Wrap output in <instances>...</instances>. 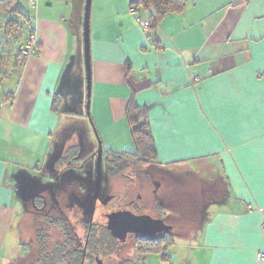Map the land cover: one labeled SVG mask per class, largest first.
I'll use <instances>...</instances> for the list:
<instances>
[{
  "label": "crops",
  "instance_id": "crops-1",
  "mask_svg": "<svg viewBox=\"0 0 264 264\" xmlns=\"http://www.w3.org/2000/svg\"><path fill=\"white\" fill-rule=\"evenodd\" d=\"M23 1L39 46L5 84L13 104L0 95V264L14 255L24 203L53 178L41 169L74 145L77 132L63 128L84 57L86 0ZM134 1L91 0L90 121L107 153L135 154L127 109H147L155 165L181 183L165 210L184 189L187 222L197 217L187 264H264V0H186L149 35L129 13Z\"/></svg>",
  "mask_w": 264,
  "mask_h": 264
},
{
  "label": "flooded vegetation",
  "instance_id": "flooded-vegetation-1",
  "mask_svg": "<svg viewBox=\"0 0 264 264\" xmlns=\"http://www.w3.org/2000/svg\"><path fill=\"white\" fill-rule=\"evenodd\" d=\"M64 148V152L59 156L62 158L64 156V161L69 163L72 158L69 159L68 153L71 151L70 149L77 148V146L70 144ZM95 155L98 157V165L97 174L92 184L74 183L72 179H68L64 185L56 184L52 187L51 182H54L56 175L65 170V166L62 165L56 171H49V176L53 178L45 184L46 190L43 196L38 195L34 199L36 207L32 208L39 209L41 204L40 213L44 216H40L34 211L29 214L28 236H32V240H36V238L40 240L46 233V224L52 225L53 223L61 227L62 232V241H58L53 252L47 253L46 251V259L43 264H135L127 256V251L132 252V250L122 249L120 244L132 240V247L134 251L136 249L137 255L136 244L149 239L137 234H129L125 242L115 238L108 229V216L115 212L130 211L135 215H148L172 226V231L158 234L153 238L154 240L171 239L175 235L176 226L165 220V217L169 219L172 216L169 211L165 210V206L168 205L165 199L166 195L171 194L170 192L173 190H168L167 187L164 189L165 182L171 181L175 184L170 171L155 168L157 166L155 164L144 165L143 160L138 158L122 157L118 160L104 150L100 156L98 151ZM105 157H107L106 162ZM105 164L109 180L111 182L119 181V190L117 189L114 194L113 192L102 194ZM68 168L71 167L68 166ZM129 168L132 172L127 174ZM47 171L46 168L43 169L45 175H47ZM98 173L101 175V180L99 181V194L95 198ZM128 175L130 178L131 176L138 178V182L134 184L137 185L134 187L137 190L134 196L127 194ZM118 178L125 179V181ZM51 187L53 192L57 187L63 199L56 198L55 202L52 199V204L49 206L46 197L52 193ZM156 194L159 195L157 203L153 198ZM54 195H56L55 192ZM150 210L154 211V214L149 212ZM43 219L45 220L42 222ZM162 250H166V245L162 246Z\"/></svg>",
  "mask_w": 264,
  "mask_h": 264
},
{
  "label": "rangeland",
  "instance_id": "rangeland-1",
  "mask_svg": "<svg viewBox=\"0 0 264 264\" xmlns=\"http://www.w3.org/2000/svg\"><path fill=\"white\" fill-rule=\"evenodd\" d=\"M22 8L25 14L29 17V19L33 23V17L30 14L31 11L25 5H23ZM140 19L141 21L145 23L147 22L148 24L147 30H144L142 28L141 29L146 35H149L151 33L149 21L144 16H141ZM81 56H82V65H80V69L77 67L75 68L74 74L72 76V80L74 81V84L79 89V91H81L82 93V102L81 104L77 106V109L74 114L69 113L68 119L65 121L64 128H63V136H68L72 132L74 133L77 132V135L73 139V144L77 146L76 151L78 152L76 156L74 155L75 157L73 156L74 158L69 157V159L72 158L71 160H69V163L68 161H64L63 159L64 156L63 158L62 156H59V155H62L65 148L58 149V152L59 151L60 152L56 154L55 157L49 158L47 165L44 167L46 169H49V171H56L57 169H59V166L61 165L65 166V170H63L58 175H56V179H54V182H51L52 187L53 185H56V184L64 185L65 183H67L68 179H72L74 183L77 182V183L86 184V185L92 184L97 174L98 157L95 155V153L98 151V145H99L97 134L99 135V138H100V134L98 130L96 134L91 124L90 118L88 116L87 70H86V66H83L85 65V59L83 57V53L81 54ZM21 76L22 75H20L19 77ZM60 129L61 127L59 126L58 131H60ZM102 145H103V150L107 152L108 149L104 147L103 142H102ZM113 152L119 155L121 154L118 151H113ZM44 158H43V161H44ZM59 159L63 160V162L62 163L58 162ZM106 161H107V157H105V162ZM43 165L44 163H42V166ZM68 166H70L71 168H68ZM155 168H157V166H155ZM159 169L162 170L161 168ZM41 170H43V168ZM130 172H132L131 168H129L126 173L130 174ZM58 177L59 179L57 180ZM118 179L123 182L125 181V179H121V178H118ZM137 182H138V178L136 176H131L130 178V176L128 175L127 184L129 186L127 188L128 189L127 194H129L130 196L135 195L137 190L134 189V187H136L137 185H134V184H136ZM118 183H119L118 180L117 181L113 180L112 182L109 180L107 172H106V164H105L102 194L107 193V192L108 193L113 192L114 194L117 189L119 190ZM177 184L181 185V183L177 181L175 184L171 183V181L165 182L164 189L165 187H167L168 190L170 189L173 190L170 193L174 194V190H177L178 188ZM31 186H34V184ZM52 187L50 191L52 190ZM182 190L184 192H175V195H172L170 199V206L167 207L168 209L166 210V212L170 211L171 214L173 215L169 217V219L165 217V220L168 223L173 224L177 228V230L175 229V237H171L169 241L171 245L170 248L166 250H160V252L158 253H149L145 256V258L141 259L140 261V259L138 260L137 258L138 254L136 255V252H135L136 249L135 251L133 250L132 240H129L126 243L120 244L122 249L132 250V252L127 251V256H129V259L133 260L134 263L138 262L139 264H187V257H188V249H186L188 248L187 242L189 238L195 239V237H198L199 227L197 224L194 227L188 226L190 225V222H196L197 217L193 218L191 221L189 219V221L187 222V209L184 208V205L182 204L183 198L186 196L184 195L186 190L184 189ZM54 192L56 195H54ZM54 192L52 190V193L50 195H47L46 197L49 206H51L52 204V199L54 200V202L56 198L63 199L60 194V190L57 187ZM29 198L30 199H28V201L24 203L27 209V213L24 214L25 217H23L22 219V226H23L24 232L22 231L21 228H20L21 231H19V229L12 228L13 232L17 234L14 237L10 236L9 243L12 242L13 243L12 245L16 247V249H15V252L12 258L10 257L11 260L9 261L8 264H43V262L46 259V251L47 253L53 252L55 250L54 248L57 247L56 244L58 243V241H62L61 227L57 226L56 223H53L52 225L46 224L45 226L46 233L43 234L40 240H37V238L36 240H32V236L31 237L28 236L27 232L29 231V227H28L29 226V214H31V212L34 211L35 213H38L40 216H44L43 214L40 213L41 204L39 205V209L32 208V207H36V203H35L34 198H31V196H29ZM153 198H154V201L157 203L159 199V195L156 194L155 196H153ZM173 199H177V200L179 199V204L174 209L172 208ZM149 212H152V214H154V211L150 210ZM44 220L45 219L41 221L43 222ZM179 225L187 226L186 235H183V233L179 232L180 230ZM189 228L191 229V231L189 230ZM179 244H183V245H180V247H177ZM183 246L185 247V249ZM197 251L198 249L195 248L193 251V254L197 253ZM6 252L7 251H4V253Z\"/></svg>",
  "mask_w": 264,
  "mask_h": 264
},
{
  "label": "trees",
  "instance_id": "trees-1",
  "mask_svg": "<svg viewBox=\"0 0 264 264\" xmlns=\"http://www.w3.org/2000/svg\"><path fill=\"white\" fill-rule=\"evenodd\" d=\"M29 4L33 5V8L37 7L36 0H30ZM23 5L28 7L23 0H0V95H2L5 102L9 104H13L15 92L6 90L5 84L11 79H19L18 77L22 75L27 60L29 57L37 55V48L39 46L35 40L36 31L34 24L25 14L22 8ZM129 7V13H131V8L137 10L136 14L131 13L134 15L136 23L137 19L144 16L149 21L150 31H153L158 28L166 15L181 14L187 8V1L136 0L131 2ZM1 108L2 104L0 105V111ZM56 109L57 108H54V110ZM88 116L91 119L90 112H88ZM126 116L131 127V136L136 146V153L111 155L115 156L118 160L122 159V157H127L129 159L138 158L143 160L144 165L155 164L157 160L156 149L147 121V109L145 107H139L131 101ZM75 149L76 148L71 149L68 153L69 157L76 156L77 151ZM56 153L57 152L53 153L51 157H55ZM58 162L61 161L59 160ZM21 229L23 231V226ZM169 241L170 239H153L138 242L136 244L138 260L140 259L141 261V259L145 258L149 253L160 252L163 245H166V249L170 248L171 245ZM135 264L139 263L137 262Z\"/></svg>",
  "mask_w": 264,
  "mask_h": 264
},
{
  "label": "water",
  "instance_id": "water-1",
  "mask_svg": "<svg viewBox=\"0 0 264 264\" xmlns=\"http://www.w3.org/2000/svg\"><path fill=\"white\" fill-rule=\"evenodd\" d=\"M90 7L91 0H86L85 6V15H84V24H83V40H84V59L87 70V98H88V112H89V97L91 93V67H90ZM81 91H78L77 97L72 99L73 108L68 109L69 113H75L74 110L79 104V100L81 98ZM92 124V120H91ZM93 128L94 125L92 124ZM96 134L97 131L94 128ZM98 137V153L99 156L103 153V145L102 141H100L99 135ZM101 161V160H100ZM99 161V162H100ZM100 171V169H99ZM101 175L98 173V184L96 190V197L99 194V181L101 180ZM108 229L112 232L115 238H118L121 242H125L129 234H137L142 237H146L149 240H153V238L158 234L169 233L173 230L172 226H168L165 224L163 220L154 219L148 215H135L130 211H120L112 213L108 216Z\"/></svg>",
  "mask_w": 264,
  "mask_h": 264
},
{
  "label": "built area",
  "instance_id": "built-area-1",
  "mask_svg": "<svg viewBox=\"0 0 264 264\" xmlns=\"http://www.w3.org/2000/svg\"><path fill=\"white\" fill-rule=\"evenodd\" d=\"M130 11H131L132 14H136V12H137V10H135V8H131ZM137 24L144 30H147V28H148L147 22L145 23V22L141 21L140 18L137 19ZM258 259H259V261L264 262V251H260L259 252Z\"/></svg>",
  "mask_w": 264,
  "mask_h": 264
}]
</instances>
